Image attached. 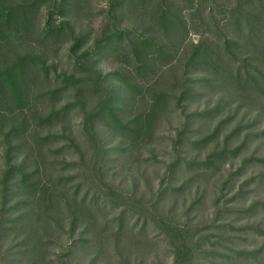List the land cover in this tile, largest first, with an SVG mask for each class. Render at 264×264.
Returning a JSON list of instances; mask_svg holds the SVG:
<instances>
[{
    "label": "rangeland",
    "instance_id": "obj_1",
    "mask_svg": "<svg viewBox=\"0 0 264 264\" xmlns=\"http://www.w3.org/2000/svg\"><path fill=\"white\" fill-rule=\"evenodd\" d=\"M27 1L33 0H0V11ZM84 1L69 19L76 36L89 39L75 55L70 38H45L50 0L27 12L29 35L13 29L8 40L0 37V69L19 56L37 60L20 99L12 90L0 93V264H172L160 221L201 240L197 264H264V256L250 255H264V137H255L264 132V113L228 102L229 88L201 89L179 106L181 90L173 87L202 32L213 17L222 23V4L233 1L214 0L203 13L208 26L181 29L167 40L166 61L140 74L114 54L81 58L114 30L107 26L110 0ZM176 10L186 23L187 4ZM153 16L119 15L118 28L161 43ZM63 19L55 14L52 22ZM116 71L129 77L133 91L106 77ZM108 88L123 97L120 114L128 120L147 112L156 94L172 96L152 137L132 146L113 130L85 124ZM54 113L57 119L42 121ZM208 160L212 166H199ZM14 165L27 175L23 187L5 184ZM106 199L112 201L104 205Z\"/></svg>",
    "mask_w": 264,
    "mask_h": 264
},
{
    "label": "trees",
    "instance_id": "obj_2",
    "mask_svg": "<svg viewBox=\"0 0 264 264\" xmlns=\"http://www.w3.org/2000/svg\"><path fill=\"white\" fill-rule=\"evenodd\" d=\"M155 1H157L156 6L153 5ZM230 1H233L232 6L226 5L227 3L222 4L223 10L219 12L222 16V23L217 22L213 17L212 27L202 32L200 41L193 46L191 54L186 58V71L182 79L173 83L175 90H181L177 102L179 106H182L184 101L194 99L201 89L217 91L229 88L228 102L239 101L241 104H247L250 106V111L256 108L258 116H261L264 113V0ZM47 2L49 0H33L2 9L0 11V37L6 36L7 38L13 29L29 35L28 31L32 23L27 12ZM50 2L53 5L49 6L45 38H70L73 45L69 53L75 55L85 47L89 39L77 37L69 19L75 16L74 13L82 8V3L85 1L50 0ZM214 3V0H110L106 11L107 26L111 25V29L114 30H109V32L105 30L102 37L95 41V47L82 52L81 58L89 61L93 57L96 59L114 54L123 58L122 61L126 64H132L136 74H140L142 70L145 71V68H149L154 63L162 64L166 61L167 40L175 34L179 35L181 29L189 25V28L197 32L201 27H207L208 23L203 13L207 8L214 9ZM182 4H187L189 20L186 23L176 13V7ZM132 13L140 15L141 18L154 15L162 29L160 39L163 37L165 40L158 43L159 37L153 40L137 34L136 31L119 29L118 16ZM55 14L64 18L57 26L52 22ZM32 31L31 29V33ZM206 31L208 34L205 35ZM211 35L216 39L215 41L210 38ZM6 38L5 40H8ZM35 60V57L29 55L19 56L8 66L0 69V93L12 90L13 95L20 99L19 91L23 83H28L32 74L31 64ZM80 66L86 68L84 63H80ZM187 70H192L194 73H187ZM95 74L100 81L102 75L98 72ZM189 75L196 76L192 78ZM111 76L114 77V82L118 81L122 84L119 86L120 89L121 87L131 91L135 89L129 77L123 72L116 71L106 75V77ZM116 89L118 90V86ZM116 89L108 88L104 93L105 99L101 100L99 106L90 113L85 124L91 125L94 129L104 127L113 130L119 137H124L126 141H129L132 146L137 145L153 134L152 129L157 122L159 112L170 103L172 96L164 93L156 94L147 112L128 120L122 118L120 114L119 104H122L124 99ZM55 116H58L57 113L51 114L42 121L49 124L53 119H57ZM255 137L261 139L264 137V132ZM11 151L12 148L8 146V153L11 154ZM253 161L251 160V163ZM212 163L208 160L199 166L208 168L213 165ZM13 172L20 175L18 181L12 175ZM4 176L5 184L9 181L12 184L16 183L17 186L20 184L22 187L26 184L27 175L20 166H8ZM94 200L97 201L98 198L95 197ZM111 201L106 199L103 204H109ZM163 223L162 225L160 221L159 226L170 240L173 251L172 264H197L200 259L201 240L194 238V234L189 229L179 228L172 222L163 221ZM32 238L31 233L30 239ZM26 245L28 247V242ZM250 255L253 260L264 256L260 251Z\"/></svg>",
    "mask_w": 264,
    "mask_h": 264
}]
</instances>
